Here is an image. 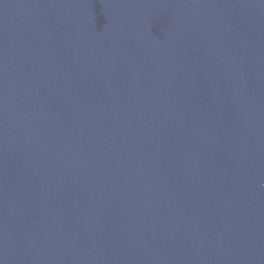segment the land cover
Returning <instances> with one entry per match:
<instances>
[{
  "label": "water",
  "instance_id": "obj_1",
  "mask_svg": "<svg viewBox=\"0 0 264 264\" xmlns=\"http://www.w3.org/2000/svg\"><path fill=\"white\" fill-rule=\"evenodd\" d=\"M0 264H264V0H0Z\"/></svg>",
  "mask_w": 264,
  "mask_h": 264
}]
</instances>
